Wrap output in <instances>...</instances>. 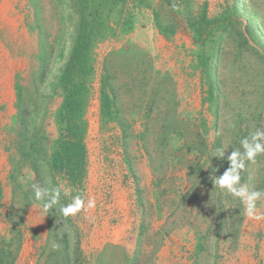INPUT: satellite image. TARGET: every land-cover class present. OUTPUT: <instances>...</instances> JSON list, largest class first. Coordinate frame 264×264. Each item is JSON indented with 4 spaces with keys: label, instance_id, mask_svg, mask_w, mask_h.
Returning a JSON list of instances; mask_svg holds the SVG:
<instances>
[{
    "label": "rangeland",
    "instance_id": "rangeland-1",
    "mask_svg": "<svg viewBox=\"0 0 264 264\" xmlns=\"http://www.w3.org/2000/svg\"><path fill=\"white\" fill-rule=\"evenodd\" d=\"M186 1V10L192 14L205 4L208 17L214 18L234 0ZM56 4L57 0H0V236L7 240L13 236L9 219L14 184L9 175L12 169H19L16 183L22 186L30 178L27 166L18 160V139L13 131L17 90L22 87L33 94L44 63L42 54L58 30ZM146 4L147 8L139 5L134 9L132 32L115 30L94 48V74L85 113L87 166L82 196L85 203L94 199L95 207L62 219L61 225L72 238L76 230L81 260L86 264H132L134 257L133 264H264V219L257 221L242 214L239 224L234 217L219 218L220 199L225 201L226 197L211 190V173L205 168L201 176L195 172L189 176L190 170L201 164L196 158L205 156L204 145L209 153L216 135L222 137L224 145L236 135L229 128L237 119L234 104L244 101L253 105L264 100L260 97L262 91L264 95L263 65L254 51L235 50L232 39L225 40L219 68L223 95L215 127L212 109L202 106L200 73L192 68L196 46L186 23L174 14L175 21L179 20L177 32L166 38L155 28L153 11L167 13L170 5L165 0H146ZM241 4L245 13L251 10L258 18L259 33L264 36V0H242ZM242 21L246 24V14ZM129 48L134 51L126 63L115 56ZM64 54L66 57L67 52ZM52 58L49 64L56 72L63 60ZM106 62L114 74L117 101L125 106L124 118L131 123L127 139L122 138L116 123H100V80ZM60 103L59 95L48 103L50 113L43 135L47 146L56 139L53 113ZM173 104L175 119L183 125L176 124L180 136L166 142L163 124ZM261 107L264 128V102ZM138 108L143 111L137 114ZM192 184L199 185L191 189ZM20 190L14 191L16 200L23 204ZM257 208L264 213V197ZM22 222L21 248L14 264H56L58 259L51 254L56 236H49L43 206L28 205ZM198 233H205L206 238L194 263Z\"/></svg>",
    "mask_w": 264,
    "mask_h": 264
},
{
    "label": "trees",
    "instance_id": "trees-1",
    "mask_svg": "<svg viewBox=\"0 0 264 264\" xmlns=\"http://www.w3.org/2000/svg\"><path fill=\"white\" fill-rule=\"evenodd\" d=\"M241 1L234 0L231 7L224 9L214 18L208 17L205 4L201 6L197 14H192L186 10V0H165V3L170 5L167 13H164L162 9L153 11L155 28L166 38L172 37L177 32L179 20L175 21L174 14L181 16L186 23L196 46L192 68L200 73V82L204 90L202 106L208 105V108L212 109L215 127H217L218 115L221 111L219 99L223 95L219 68L223 63L221 50L225 40L232 39L235 50L243 48L254 51L263 65L264 72V36L259 33L258 18L251 10L245 13L246 7L241 4ZM139 5L148 7L146 0H67L65 4L63 0H57L55 7L59 10L58 30L51 38L53 40L51 45L47 46L42 54L44 63L35 81L33 94L23 90L22 87L17 90L13 131L18 139L16 146L18 160L27 166L30 178L22 186L20 182L16 183L19 169H12L9 175L10 182L14 184L9 219L12 225L9 232L13 236L8 240L5 236H0V264H14L17 259L21 248L22 219L25 208L31 204L42 206L41 202L34 198L33 184L47 186L46 181L51 179L52 185L61 188L62 204H68L73 196L83 194L87 166V151L84 143L87 125L85 113L88 107L90 82L94 74L93 51L99 42L112 35L115 30L123 34L132 32L135 24L134 9ZM183 10L186 11L182 13ZM245 14L246 24L242 21ZM133 51L129 48L117 52L115 56L126 63ZM52 57L55 58V62L63 60V64L57 68L56 72L52 71L49 64ZM113 75L109 63H104L99 93L100 123L102 126L110 122L116 123L122 138L127 139L131 123L124 118L125 106L117 101V91L112 84ZM57 95L61 97V103L53 113L57 135L53 144L47 146L44 144L43 136L45 118L50 113L48 103ZM260 97H264L263 91ZM263 102L262 99V101L257 100L253 105L244 101L234 104L232 111L237 119L234 121L235 129L233 130L236 135L228 142L230 146L228 153H224L223 158L213 156L216 149L224 145L222 137L216 135L210 143L209 153L207 146H203L206 151L205 156L202 157L203 160L201 157L196 158L199 164L201 161V164H196V167L190 170L189 176H192L194 172L201 176L203 170L207 168V172L211 173L210 183L213 184L212 177H219L229 167L227 156L232 150L240 148L239 141L246 137L249 143H252V135L257 130L264 132L261 122ZM151 106L153 104L149 106V111H152ZM174 107L175 104L170 108L171 113L165 114L168 119H165L162 134L163 141L166 142L180 136L179 127L176 126L180 121L175 119ZM129 111L133 112V109ZM142 111V108H138L137 114ZM201 123L204 124V121L202 120ZM176 133L179 135H175ZM126 145L124 143V147ZM193 150L203 154V150L194 147ZM126 163L131 167L129 161L126 160ZM152 163V169L155 171L157 168L154 167V162ZM241 183L247 184L251 189L264 191V154L256 158V163H247L246 169L241 172ZM198 185L192 184L191 189L197 188ZM21 188L25 189L21 192ZM14 190H20L23 204L16 200L18 194ZM211 190L217 192L215 188ZM2 191L0 182V201ZM185 197L182 195L181 200ZM225 197V201L220 199L219 218L234 217L240 224L243 206L231 196L225 194ZM46 214L49 221V236L52 234L56 236L55 249L51 250L52 256L58 259L56 264H86L85 260H81L80 238L76 230L74 229L72 238L68 229L61 225V220L66 218L61 217L59 205L54 206ZM13 218L18 220L12 221ZM205 238V233L197 234L196 250L192 253L194 263H197ZM135 261L134 257L132 262L135 263Z\"/></svg>",
    "mask_w": 264,
    "mask_h": 264
},
{
    "label": "clouds",
    "instance_id": "clouds-1",
    "mask_svg": "<svg viewBox=\"0 0 264 264\" xmlns=\"http://www.w3.org/2000/svg\"><path fill=\"white\" fill-rule=\"evenodd\" d=\"M229 128L235 129V124L231 123ZM258 140L261 142H257ZM239 143L240 148L232 150L227 156L229 167L219 177L213 176L212 182L218 194H227L243 206L244 216L259 221L264 219V213L258 212L257 202L264 197V191L251 189L247 184L241 183V172L246 169L247 163H256V158L264 154V132L257 130L252 135V143H249L246 137L242 138ZM229 147V145H223L217 148L213 156L223 158L224 152ZM46 183L47 186L43 187L39 184L32 185L34 198L41 202L46 213L59 205L61 217L68 218L82 210L88 211L95 207L94 199H89L85 203L82 195L73 196L70 203L62 204L61 188L52 185L51 179H48Z\"/></svg>",
    "mask_w": 264,
    "mask_h": 264
}]
</instances>
